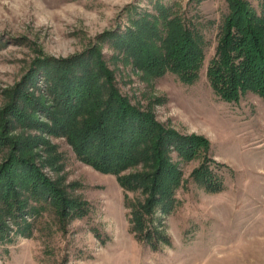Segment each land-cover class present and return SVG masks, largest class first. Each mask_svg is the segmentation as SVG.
Listing matches in <instances>:
<instances>
[{
	"label": "rangeland",
	"instance_id": "obj_1",
	"mask_svg": "<svg viewBox=\"0 0 264 264\" xmlns=\"http://www.w3.org/2000/svg\"><path fill=\"white\" fill-rule=\"evenodd\" d=\"M157 1L205 37L206 59L194 84L172 73L148 78L114 48L111 35L126 33L140 14H156ZM246 1L263 14L264 0ZM228 12L227 0H0V111L39 59H68L96 48L133 105L152 112L166 129L210 141V158L224 165L214 172L225 185L221 193L207 192L191 176L203 158L185 161L172 151L187 183L177 191L176 208L154 216L164 235L154 248L131 233L125 192L115 176L79 161L65 137L14 124L13 135L46 140L35 148L37 165L68 196L88 202L90 211L63 221L52 208L43 210L27 219L31 236L9 221V237L0 240V264H264V101L249 92L238 103L224 102L207 76ZM48 143L60 158L54 166ZM7 158L8 151L0 150V165ZM136 170L141 168L126 174ZM130 196L144 200L139 193Z\"/></svg>",
	"mask_w": 264,
	"mask_h": 264
},
{
	"label": "trees",
	"instance_id": "obj_2",
	"mask_svg": "<svg viewBox=\"0 0 264 264\" xmlns=\"http://www.w3.org/2000/svg\"><path fill=\"white\" fill-rule=\"evenodd\" d=\"M227 3L229 12L207 71L209 82L224 102L238 103L249 92L264 101V2L261 16L246 0ZM155 12L140 14L126 33L111 35L114 48L148 78L172 73L185 84L196 83L206 59L205 37L169 6L157 1ZM14 124L65 137L79 161L115 176L125 192L131 233L154 248L164 238L154 216L158 211L170 214L178 203L177 191L187 183L172 162V151L185 161L203 158L191 176L207 192L225 189L214 172L224 165L210 158V141L166 129L152 112L133 105L117 87L102 51L94 48L61 60L45 57L10 90L8 105L0 111V150L8 151L0 165V240L9 237V221L31 236L27 219L49 208L63 221L81 219L90 211L88 202L68 196L37 165L35 148L46 140L13 135ZM46 150L49 164L59 163L57 148L48 143ZM130 193L144 200L134 201Z\"/></svg>",
	"mask_w": 264,
	"mask_h": 264
}]
</instances>
